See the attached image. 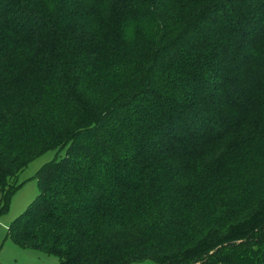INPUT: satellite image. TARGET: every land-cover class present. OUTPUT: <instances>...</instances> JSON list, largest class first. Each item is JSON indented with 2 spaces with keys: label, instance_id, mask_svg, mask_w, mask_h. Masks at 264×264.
<instances>
[{
  "label": "trees",
  "instance_id": "16d2710c",
  "mask_svg": "<svg viewBox=\"0 0 264 264\" xmlns=\"http://www.w3.org/2000/svg\"><path fill=\"white\" fill-rule=\"evenodd\" d=\"M49 149L19 246L264 264V0H0L1 209Z\"/></svg>",
  "mask_w": 264,
  "mask_h": 264
},
{
  "label": "rangeland",
  "instance_id": "374dc122",
  "mask_svg": "<svg viewBox=\"0 0 264 264\" xmlns=\"http://www.w3.org/2000/svg\"><path fill=\"white\" fill-rule=\"evenodd\" d=\"M57 156L49 149L33 158L18 173L19 186L12 192L5 209L0 195V263L1 264H61V258L44 250L19 246L10 234V228L39 193L37 172L46 162ZM17 221V222H18Z\"/></svg>",
  "mask_w": 264,
  "mask_h": 264
},
{
  "label": "water",
  "instance_id": "95a60500",
  "mask_svg": "<svg viewBox=\"0 0 264 264\" xmlns=\"http://www.w3.org/2000/svg\"><path fill=\"white\" fill-rule=\"evenodd\" d=\"M212 252H214V251H212ZM212 252H211V253H212Z\"/></svg>",
  "mask_w": 264,
  "mask_h": 264
}]
</instances>
